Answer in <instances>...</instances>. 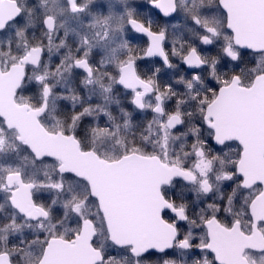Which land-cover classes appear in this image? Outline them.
Wrapping results in <instances>:
<instances>
[{"label": "snow or ice", "instance_id": "1", "mask_svg": "<svg viewBox=\"0 0 264 264\" xmlns=\"http://www.w3.org/2000/svg\"><path fill=\"white\" fill-rule=\"evenodd\" d=\"M0 264H264V0H0Z\"/></svg>", "mask_w": 264, "mask_h": 264}]
</instances>
